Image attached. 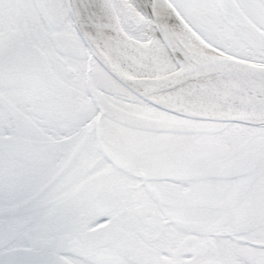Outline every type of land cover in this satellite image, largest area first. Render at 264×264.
I'll return each instance as SVG.
<instances>
[{
	"label": "snow or ice",
	"instance_id": "1",
	"mask_svg": "<svg viewBox=\"0 0 264 264\" xmlns=\"http://www.w3.org/2000/svg\"><path fill=\"white\" fill-rule=\"evenodd\" d=\"M0 264H264V0H0Z\"/></svg>",
	"mask_w": 264,
	"mask_h": 264
}]
</instances>
